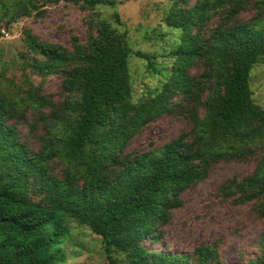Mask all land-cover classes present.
<instances>
[{
  "label": "trees",
  "instance_id": "trees-1",
  "mask_svg": "<svg viewBox=\"0 0 264 264\" xmlns=\"http://www.w3.org/2000/svg\"><path fill=\"white\" fill-rule=\"evenodd\" d=\"M13 1L23 16L35 6ZM248 8L250 21L238 22ZM216 18L219 24L203 38L201 31ZM114 19L119 22L117 13ZM165 22L182 37L167 81L147 99L133 100L128 59L133 54L151 67L153 56L133 52L126 34L106 19L96 23L86 46L73 38L71 50L28 37L41 58L33 69L63 77V103L31 85L12 92L0 72V264H56L70 222L102 238L110 264H117L112 251L124 253L129 264H190L189 256L148 251L142 242L159 239L158 229L182 206L181 194L205 179L211 165L264 147V110L253 103L249 85L252 67L264 56V0H197L170 9ZM197 62L204 68L199 78L188 73ZM177 96L192 105L191 130L155 151L124 155L144 127L174 112ZM28 108L51 109L38 151L11 123ZM53 160L64 167L61 177L51 173ZM234 187L246 201L264 197V159L253 177ZM216 256L213 247L201 249L195 262L211 264ZM248 264H264V258Z\"/></svg>",
  "mask_w": 264,
  "mask_h": 264
},
{
  "label": "rangeland",
  "instance_id": "rangeland-1",
  "mask_svg": "<svg viewBox=\"0 0 264 264\" xmlns=\"http://www.w3.org/2000/svg\"><path fill=\"white\" fill-rule=\"evenodd\" d=\"M114 6L90 8L65 0H32L35 5L29 15L16 13L13 0L0 3V72L4 84L12 92L27 91L30 85L52 103L61 104L67 95L59 74L41 75L33 69L34 53L27 43L34 37L44 44H59L72 49V39L86 46L95 25L106 19L120 33H125L133 52L153 56L152 66L133 54L128 59V71L134 101L155 96L169 77L173 64L172 53L179 43L181 30L169 27L165 18L170 9L191 7L197 0H114ZM4 12L6 16L3 17ZM117 13L119 22H115ZM253 11L248 8L236 18L248 22ZM218 18L211 20L201 31L207 38ZM204 71L201 62L188 73L199 78ZM253 103L264 110V56L254 64L249 74ZM24 94L21 93L20 96ZM204 95L203 101L205 100ZM172 114L162 115L144 127L130 141L124 155L148 153L160 149L192 128L189 112L192 105L177 96ZM201 107V106H200ZM198 107L201 117L203 108ZM51 116L50 108L26 109L11 123L21 140L33 151L40 148L45 132L44 121ZM264 159L261 145L248 157L228 159L211 165L207 177L186 189L180 196L182 206L171 211L169 221L158 229V240L147 239L142 245L148 251L189 256L196 264L199 250L213 247L217 253L211 264H248L264 258V197L246 201L236 184L254 176ZM51 173L61 177L63 166L57 160L50 163ZM40 197L32 196L38 201ZM64 243L59 246L56 264H110L100 236L88 227L68 223ZM117 264H129L124 253L112 251Z\"/></svg>",
  "mask_w": 264,
  "mask_h": 264
}]
</instances>
